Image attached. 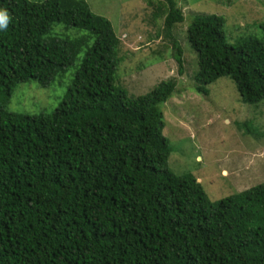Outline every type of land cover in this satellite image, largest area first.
Instances as JSON below:
<instances>
[{"label": "trees", "instance_id": "16d2710c", "mask_svg": "<svg viewBox=\"0 0 264 264\" xmlns=\"http://www.w3.org/2000/svg\"><path fill=\"white\" fill-rule=\"evenodd\" d=\"M146 1L181 76L182 10L177 0ZM0 8L11 17L0 30V264H264V182L211 202L193 176L168 169L162 107L174 81L129 96L116 78L123 46L84 0H0ZM224 25L216 14L188 25L194 81L229 77L241 103L257 104L264 24L261 38L233 44ZM153 58L162 62L163 51ZM77 59L52 113L6 110L17 85L47 88Z\"/></svg>", "mask_w": 264, "mask_h": 264}, {"label": "rangeland", "instance_id": "374dc122", "mask_svg": "<svg viewBox=\"0 0 264 264\" xmlns=\"http://www.w3.org/2000/svg\"><path fill=\"white\" fill-rule=\"evenodd\" d=\"M84 1L93 14L110 22L123 46L126 58L118 65L116 78L126 87L129 96L146 94L162 81L175 82L172 96L162 107V133L170 149L168 169L178 176H193L211 202L263 183L264 100L254 105L241 103L229 77L207 86L198 85L194 81L196 54L187 43L185 31L194 16L216 14L224 17L229 44L248 38L259 39L264 24V0H177L184 17L174 28L183 51L181 76L171 56V45L158 33L162 19L152 24L153 8L146 0ZM63 33L69 37L86 34L74 29ZM163 44H167L166 49L162 48ZM158 50L163 51L160 63L153 58ZM80 62L77 59L47 88L39 87L34 81L17 85L6 110L30 116L52 113ZM138 63L142 68L136 67Z\"/></svg>", "mask_w": 264, "mask_h": 264}, {"label": "clouds", "instance_id": "9594fccd", "mask_svg": "<svg viewBox=\"0 0 264 264\" xmlns=\"http://www.w3.org/2000/svg\"><path fill=\"white\" fill-rule=\"evenodd\" d=\"M10 19L7 9L0 8V30L7 29Z\"/></svg>", "mask_w": 264, "mask_h": 264}]
</instances>
